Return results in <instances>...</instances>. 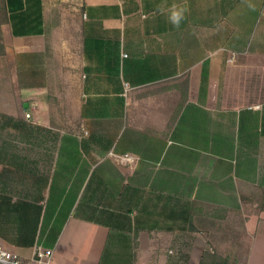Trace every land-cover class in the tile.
I'll return each instance as SVG.
<instances>
[{
    "label": "crops",
    "instance_id": "0c3cea01",
    "mask_svg": "<svg viewBox=\"0 0 264 264\" xmlns=\"http://www.w3.org/2000/svg\"><path fill=\"white\" fill-rule=\"evenodd\" d=\"M0 37L7 248L94 225L89 264H264V0H0Z\"/></svg>",
    "mask_w": 264,
    "mask_h": 264
},
{
    "label": "rangeland",
    "instance_id": "374dc122",
    "mask_svg": "<svg viewBox=\"0 0 264 264\" xmlns=\"http://www.w3.org/2000/svg\"><path fill=\"white\" fill-rule=\"evenodd\" d=\"M70 16L71 15H67L66 18L69 20ZM72 18L75 19V17ZM63 58V46H61L58 57L55 59L54 69H63ZM15 67V58H9L4 62L3 68L9 69V72L11 73H15ZM10 79L12 80V78ZM58 80L61 79L58 77ZM53 94L56 98L63 96V94L59 92ZM15 122V120H13V122H8L5 118H0V140L3 136L6 138L9 137L12 140L10 143L15 144ZM92 226V229H89L88 233L86 231L74 230V232H68L59 238L52 255L53 258L50 260V264H89L91 259H94L93 255H98L101 251V248H99L101 243L100 229L96 228L94 225ZM30 253L31 248H24L21 251L22 256H28Z\"/></svg>",
    "mask_w": 264,
    "mask_h": 264
},
{
    "label": "built area",
    "instance_id": "2783aa9c",
    "mask_svg": "<svg viewBox=\"0 0 264 264\" xmlns=\"http://www.w3.org/2000/svg\"><path fill=\"white\" fill-rule=\"evenodd\" d=\"M26 116L29 117L30 113L27 112ZM124 158L133 160V157L129 153L124 154ZM53 252L52 247L39 243L33 247V251L29 257H23L7 248L0 239V264H50Z\"/></svg>",
    "mask_w": 264,
    "mask_h": 264
},
{
    "label": "trees",
    "instance_id": "16d2710c",
    "mask_svg": "<svg viewBox=\"0 0 264 264\" xmlns=\"http://www.w3.org/2000/svg\"><path fill=\"white\" fill-rule=\"evenodd\" d=\"M0 44H1V37H0ZM201 264H228V259L222 257L221 255H218L217 252L214 253L206 252L203 255Z\"/></svg>",
    "mask_w": 264,
    "mask_h": 264
},
{
    "label": "clouds",
    "instance_id": "9594fccd",
    "mask_svg": "<svg viewBox=\"0 0 264 264\" xmlns=\"http://www.w3.org/2000/svg\"><path fill=\"white\" fill-rule=\"evenodd\" d=\"M182 18V13L179 11H174L171 15V20L174 24H178Z\"/></svg>",
    "mask_w": 264,
    "mask_h": 264
}]
</instances>
